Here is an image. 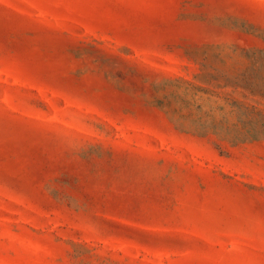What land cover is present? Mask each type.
Listing matches in <instances>:
<instances>
[{
  "label": "rangeland",
  "instance_id": "1",
  "mask_svg": "<svg viewBox=\"0 0 264 264\" xmlns=\"http://www.w3.org/2000/svg\"><path fill=\"white\" fill-rule=\"evenodd\" d=\"M0 264H264V0H0Z\"/></svg>",
  "mask_w": 264,
  "mask_h": 264
}]
</instances>
